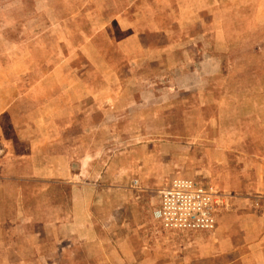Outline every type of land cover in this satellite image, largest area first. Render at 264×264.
<instances>
[{"label": "rangeland", "instance_id": "rangeland-1", "mask_svg": "<svg viewBox=\"0 0 264 264\" xmlns=\"http://www.w3.org/2000/svg\"><path fill=\"white\" fill-rule=\"evenodd\" d=\"M164 1L0 0V80L8 76L17 83L18 74L23 78L25 92L20 95L16 84L9 102L12 109L29 111V105L18 106L24 94L66 54L75 76H86L91 90L107 84L116 68L125 82L122 88L137 96V103L117 118H89L88 141L95 158L100 153L106 162L100 169L93 166L89 180H95L97 169H105L104 188L121 192L120 198H107L108 208L120 202L125 221L153 222L172 234L214 233L222 208L232 200L233 208H245V136L252 139L253 130L264 124V0H211L209 10L189 28L179 29L183 21L174 26L178 30L158 21L156 30L168 27L169 37L136 36L137 44L162 53L155 50L151 58L125 55L127 35L149 31L148 23L154 26L145 18H163V7H176L175 0ZM104 64L111 69H103ZM44 101L34 96L31 104L37 106L32 110L40 111ZM84 107L91 113L98 110L93 99ZM216 151L230 156L228 164L213 182L196 179L191 159ZM113 157L118 158V172L107 165ZM178 179L215 187L224 195L215 210L214 231L167 230L156 219L160 191ZM58 197L51 200L66 199ZM28 199L35 205L39 198ZM41 209L47 214H38L39 219L49 218V208ZM52 214L63 220L71 208ZM112 215L100 214L102 220Z\"/></svg>", "mask_w": 264, "mask_h": 264}, {"label": "crops", "instance_id": "crops-1", "mask_svg": "<svg viewBox=\"0 0 264 264\" xmlns=\"http://www.w3.org/2000/svg\"><path fill=\"white\" fill-rule=\"evenodd\" d=\"M209 4L211 0H175L176 7H163V18H145L154 22L147 25L150 33L127 35L125 55L151 58L156 49L137 44V35L169 37L170 29L156 30V22L166 21L178 30L174 26L183 21L179 29L184 30L209 10ZM114 70L107 84L91 90L86 76H75L66 54L31 93L24 94L18 106L29 105V111L12 109L9 102L16 84L20 95L25 92L23 78L18 74L17 83L8 76L0 80V264H264V124L253 130L252 139L245 136V208H233V200L222 208L216 232L172 234L153 222L125 221L120 202L108 208L107 198H120L121 192L103 186L106 171L98 169L106 162L100 153L95 158L87 123L93 116L117 118L137 103V96L122 88L125 82ZM36 95L45 100L40 111L32 110ZM89 99L95 100V113L84 107ZM229 161L230 156L219 151L200 153L189 168L198 173L199 177L193 175L196 179L213 182ZM116 164L118 158L113 157L107 165L118 172ZM93 166L97 176L90 181ZM57 196L66 199L51 200ZM30 197L39 198L35 205L27 200ZM41 208H49V218L39 219L38 214H47ZM58 208H71V214L59 220L52 214ZM106 212H112L110 220H102L100 214Z\"/></svg>", "mask_w": 264, "mask_h": 264}, {"label": "built area", "instance_id": "built-area-1", "mask_svg": "<svg viewBox=\"0 0 264 264\" xmlns=\"http://www.w3.org/2000/svg\"><path fill=\"white\" fill-rule=\"evenodd\" d=\"M156 219L167 230L214 231L215 210L224 195L215 187L200 186L190 180H174L161 190Z\"/></svg>", "mask_w": 264, "mask_h": 264}]
</instances>
